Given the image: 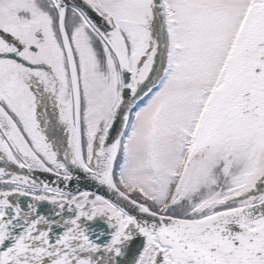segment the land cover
Segmentation results:
<instances>
[{
  "label": "snow or ice",
  "instance_id": "snow-or-ice-1",
  "mask_svg": "<svg viewBox=\"0 0 264 264\" xmlns=\"http://www.w3.org/2000/svg\"><path fill=\"white\" fill-rule=\"evenodd\" d=\"M0 264H264V0H0Z\"/></svg>",
  "mask_w": 264,
  "mask_h": 264
}]
</instances>
